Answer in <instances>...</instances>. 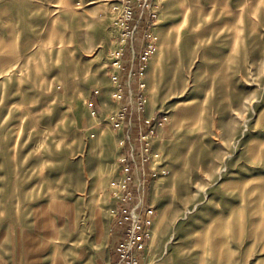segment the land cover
I'll list each match as a JSON object with an SVG mask.
<instances>
[{"label":"rangeland","instance_id":"rangeland-1","mask_svg":"<svg viewBox=\"0 0 264 264\" xmlns=\"http://www.w3.org/2000/svg\"><path fill=\"white\" fill-rule=\"evenodd\" d=\"M127 179L144 264H264V0H0V264L117 259Z\"/></svg>","mask_w":264,"mask_h":264},{"label":"built area","instance_id":"built-area-1","mask_svg":"<svg viewBox=\"0 0 264 264\" xmlns=\"http://www.w3.org/2000/svg\"><path fill=\"white\" fill-rule=\"evenodd\" d=\"M126 12L128 17L132 18L133 13L130 7ZM128 180L120 185L119 203L121 207L117 213L120 223L127 226L125 238L115 244L117 259L111 264H144L143 256L147 252V242L150 239V229L153 225L154 209L146 205L145 198L141 197L139 192L130 188ZM166 255L167 252L163 253L155 264H167Z\"/></svg>","mask_w":264,"mask_h":264},{"label":"crops","instance_id":"crops-1","mask_svg":"<svg viewBox=\"0 0 264 264\" xmlns=\"http://www.w3.org/2000/svg\"><path fill=\"white\" fill-rule=\"evenodd\" d=\"M115 259H116V256L112 257V255L110 253L105 254L103 256V259L101 260L100 264H111L114 262Z\"/></svg>","mask_w":264,"mask_h":264}]
</instances>
